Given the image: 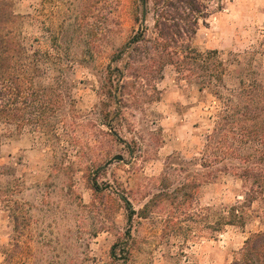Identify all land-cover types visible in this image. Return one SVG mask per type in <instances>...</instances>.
<instances>
[{
	"label": "rangeland",
	"instance_id": "1",
	"mask_svg": "<svg viewBox=\"0 0 264 264\" xmlns=\"http://www.w3.org/2000/svg\"><path fill=\"white\" fill-rule=\"evenodd\" d=\"M141 8L139 0H0V52L12 38L48 54L57 65L41 63L36 81L57 82L63 112L81 124L68 134L59 128L56 143L33 126L0 125V264H230L249 235L264 230V192L245 211L244 228L211 230L213 210L242 202L247 189L199 166L218 105L209 92L172 66L140 85L125 71L135 56L113 61L137 32ZM144 14L150 35L153 16ZM191 43L220 53L228 88L240 78L235 60L246 83L264 88V0H211ZM116 70L131 84L117 104L101 89L108 78L119 84ZM104 103L122 110L113 132ZM115 156L122 160L108 164ZM127 206L136 212L130 226ZM122 241L113 261L110 250Z\"/></svg>",
	"mask_w": 264,
	"mask_h": 264
},
{
	"label": "trees",
	"instance_id": "2",
	"mask_svg": "<svg viewBox=\"0 0 264 264\" xmlns=\"http://www.w3.org/2000/svg\"><path fill=\"white\" fill-rule=\"evenodd\" d=\"M147 1L139 0L142 5L139 15L142 17L144 12L152 14L151 34H147L140 23L141 17L137 15V32L114 54L113 61L135 56L137 63L126 64L125 71L140 85L142 81L161 77L163 69L172 66L182 80L197 85L199 92L207 91L215 99L218 105L210 118L199 166L208 169L213 179L220 175L236 177L247 190L242 202L213 210L211 230L217 234L226 227L244 228L245 211L262 199L264 192V88L257 80L246 83L242 78L244 68L240 60H235L237 68L234 70L236 77H240L238 85L228 88V69L220 53L217 50L200 52L192 46L200 22L209 17L211 0H151L150 8H143ZM43 62L57 65L48 54H41L32 44L12 38L5 41L0 52V125L16 130L25 124L33 126L48 143H56L63 134L81 124L69 122L63 112L65 98L57 82L47 86L36 81ZM116 71L122 75L119 84L114 85L108 78L101 88L108 102L115 104L130 96L131 85L123 80L126 76L123 72ZM110 104H103L101 115L104 125L113 132L122 110L120 106L111 110ZM47 112L53 115L50 120L45 118ZM59 128L63 134L58 132ZM147 207L148 204L144 206ZM145 209L139 214L144 215ZM134 215L136 212L127 206L129 226ZM11 218L18 228V218ZM129 235L130 227L122 237ZM124 244L122 241L112 246L110 258L113 261L119 259L116 249L120 246V250H124ZM230 264H264V230L251 233Z\"/></svg>",
	"mask_w": 264,
	"mask_h": 264
},
{
	"label": "water",
	"instance_id": "3",
	"mask_svg": "<svg viewBox=\"0 0 264 264\" xmlns=\"http://www.w3.org/2000/svg\"><path fill=\"white\" fill-rule=\"evenodd\" d=\"M141 22H142V25L145 23V14H143V17H142V21ZM114 160L121 161L122 160V157L121 156H115L114 158H112L111 161L108 162V164L111 163Z\"/></svg>",
	"mask_w": 264,
	"mask_h": 264
}]
</instances>
